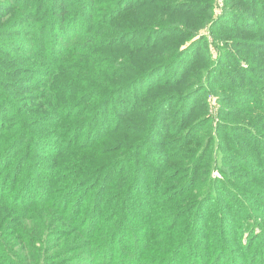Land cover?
Segmentation results:
<instances>
[{
    "label": "trees",
    "instance_id": "1",
    "mask_svg": "<svg viewBox=\"0 0 264 264\" xmlns=\"http://www.w3.org/2000/svg\"><path fill=\"white\" fill-rule=\"evenodd\" d=\"M164 1L169 2L170 0ZM153 2L154 0H6V3L0 2V17L8 15L13 8L31 12V14L28 13L29 17L24 18L27 22V28L22 29L19 21L18 24L13 22L6 29L9 31L3 30L13 33L11 40L15 44L10 45V51L7 53L10 54V57H5V59L11 68L8 72H13L16 67H13L15 65L9 60L16 55L14 53L16 48H19V54L27 53L36 58H43L50 71L55 72L60 67V64L56 62L60 58L91 55L94 48H106L104 44L101 45L95 41V34L93 35V33L98 30L103 31V28L104 30L109 27L110 29L115 28V25L122 21L121 19L128 18L133 14H140L146 6L161 9L170 14L181 13V15H185L186 19L190 18L188 20L190 23L183 22L185 26L189 25L185 30L179 28L175 20L169 25L160 27L158 33L175 29L174 33H179V35L169 39V41L164 42L162 40L159 48L151 46L153 41L151 39L152 30L149 31L150 36L145 43V50L163 51L164 53H161L160 56L166 57V50L170 49L171 51L172 49L167 47L170 46L169 42H172L173 47L180 48L190 40L184 46V50L178 53L174 59L156 61L149 67L147 72L135 79L134 82L110 89L107 93L111 94V97L106 96L107 93H104V91L96 95L88 94L85 97L86 99H82L79 104L95 105L92 111L89 112L90 109H85L82 114L76 116L78 120L77 118L74 120L77 121L71 119L69 125L64 127V132L70 136L69 140L62 142L60 138L54 137L53 141H50V145L52 150L61 146L55 162L68 155H85L83 150L90 148L92 144L87 142L85 145L86 139L95 137L93 142L96 143L108 132L117 134L120 131L119 125L115 121V125L112 127L107 122L102 129L97 128L99 123L103 121L101 115L107 110L112 102L111 99L150 82L151 97H160L158 103H156V108H158V104L163 106V111H158L156 117L159 121L156 126L161 129L159 135L166 134L169 140L174 139L171 142L178 144L176 149L180 148L181 144L185 142L198 144L200 147L197 149L198 155L196 154L192 158L194 162L192 161L190 165L185 167L186 171H179L178 168L171 169L165 179L170 182L168 185L170 192L176 193L179 190H185L186 193L192 194L191 192L195 191L193 194L196 196L190 202L191 209L188 211H195L193 217L191 216L188 222L182 223L178 232H173L172 229L168 231L156 222H152V226H150V219L149 222L140 219L142 228L135 231L138 238L128 242L122 234L128 232L126 229H128L129 221L117 216L116 210L105 208L103 202H98L100 199L94 202L95 206L93 205L87 211L93 215L91 221L83 222L84 218L80 219L76 209L68 212L69 206L74 204L76 192L80 191L90 179L84 168L80 167L87 160L74 162L70 166L73 168L69 169L68 167L65 175H59V172H61L60 167H57V163L54 162L55 169L51 173L52 175H49L52 177L51 189L49 188L47 192L46 201L37 203L36 198L30 196L24 188L16 186L10 191L0 194V209H9L12 216L11 223L14 222L15 217H18L21 224L16 233V238L19 241L14 243L13 238L8 239L10 247L3 244L2 240H4L3 236L5 235L0 233V264H55L57 255H53L52 247L48 245V242H51L52 238L58 234V230L54 229L55 225L38 230L31 229L29 223H27L31 222L32 225H35L38 221L42 222V216L35 219L32 215L35 212H41V215L44 213L50 214L49 210L53 212L52 214H56L58 218L61 215L63 219H66L72 225L83 224L82 232L86 235L84 244L86 250L90 251L85 253L89 256H83L78 264H264V256L254 255L255 257H252V260L249 261L245 255L247 247L251 248L252 244L257 241L258 238L255 235L252 238L253 243L245 244V248L238 249L236 255L232 254L227 248L229 243L226 241L224 246L216 242V247L212 251L213 242L209 239L214 223H218V225L221 223V227H223L226 221L230 220L233 224L243 219L238 214V210L234 217L228 220V210H226V213L223 212V208L216 198L218 183L222 180H218V178L213 180V173L217 171L225 177V183L229 182L230 184L233 175L229 174V171H233V169H245L244 174L264 178V0H224L222 3L224 4L223 12L217 19L213 18L216 0H173V2L161 6L155 5L156 3ZM70 6H73V10ZM186 9L189 11H185ZM144 18L148 19V16H140L141 20ZM36 20L42 21L43 27L41 29L34 26ZM13 24L17 25L13 26ZM140 27L136 25L132 29H128L129 27L125 25V31L119 30V33L116 30L115 34L118 39L111 41H122L121 48H129L126 37L131 35L135 28ZM135 30L146 31L142 28ZM154 32L156 34V31L153 30ZM21 35L25 37L19 39L18 36ZM184 38L186 41L183 40ZM111 45L115 46V44ZM209 49L217 53L218 59L215 63L211 61L212 55ZM44 50L50 54L52 62L43 57L42 52ZM193 52L195 56L192 59L188 58ZM198 70L202 73H199ZM61 71H58V75ZM28 72L30 75H43L48 80L44 81V91L54 89L51 83L56 77L45 69L32 68ZM164 74L169 76L167 77ZM9 76L12 75L9 74ZM28 78V89H36V85L42 82L38 77L30 78L28 76ZM188 78H191L190 86L185 89V92L183 94L173 93L175 91L171 88L174 83L176 85L181 84ZM70 87L73 91L74 87ZM0 88L2 87L0 86ZM162 90H166L164 95H162ZM75 92L74 89L72 95L76 94ZM209 95L218 96L221 106L216 125L206 114ZM4 97L7 98L8 102H11L6 94L3 95L0 102V162L10 157L17 149L20 152L24 150V158L27 159L26 156L32 150L31 147L36 148L37 145L40 149L43 147L41 141L33 140L41 135L39 133H33V135L29 125L33 124V127L36 128H46L47 123H56V120L49 118L52 113H48L42 115L36 122L26 123L25 118L18 111H11L9 114L12 115V118L5 124L6 115L2 111L9 112V108ZM173 103L179 105V110L184 119L176 128L178 134L175 132L173 135H169L166 130V123L164 124L166 121H164L163 115L166 109L169 108L168 105ZM66 109L68 110V108ZM74 110H78V108H72L71 113ZM192 111L196 116H192ZM203 111L205 114H202ZM197 114L200 115L197 117ZM84 116L85 118L90 116L86 123L82 119ZM232 116H237L239 123L233 120ZM190 117H195V119ZM16 122L19 123L17 129ZM60 128H62V125L58 126L57 130L59 131ZM86 130H88V133H85ZM7 134L10 136H7ZM152 134H154V131ZM166 141L168 142V140ZM141 146V149L138 146V151L134 154V162L110 166L111 173H108L109 175L121 170L114 175V177L119 176L115 186L117 185L120 189L124 188V192L133 198H135L136 191L147 184L145 179L147 175L129 172L122 174L121 172L127 171L128 169L125 168H129L130 165L135 166L138 161L142 163L141 155H144L143 158L146 157V149L152 150L155 155L160 153V151H156L155 147L154 150L150 148L154 146L153 141H150L148 145L142 143ZM184 148L195 152V147H191V145L188 146L187 144ZM54 151H57V149ZM32 154L36 161H32L30 167L32 165L35 167L38 165L37 159L40 156L36 150H33ZM168 158L157 156L156 160L160 159L164 163ZM35 170H37L36 167L29 173V177L35 178L38 176L37 173L36 175L33 173ZM177 171L178 176H176ZM188 171H190V174ZM182 174L189 181L184 187L178 185L181 178L179 176ZM134 178L137 180L131 188L129 181ZM152 179L155 184L156 177ZM197 181H199V184L201 183L198 191L195 190ZM109 182H112V179ZM58 188L61 191L59 192L61 198L67 201L65 210L61 207L62 201L59 203L53 199L60 197L57 196ZM114 188H111V192H107H110L108 200L115 202L119 194L112 192ZM220 188L223 189V186H220ZM38 189L42 192L40 188ZM155 192L153 194L156 195ZM104 193L101 191L100 195L102 196ZM238 195L244 200L240 194ZM140 202L145 203L144 200ZM137 205H140V203L135 201L130 206L134 209ZM155 206L156 217L153 221L171 218L174 221L173 224H179V215H174L173 211L167 214L168 207L164 208V201ZM188 212L184 211L180 214L190 216ZM137 216L133 214L134 218H137ZM248 228L253 227L249 225ZM224 229L223 235L224 232L232 233V229L231 231ZM120 240L126 241V247L119 245ZM37 243L40 246H37ZM260 243L264 245V240L262 239ZM19 244H22V249L28 252L26 255H19L16 252ZM228 252L234 257L230 256L229 259L227 257ZM66 254L62 253L59 257ZM243 257L246 259L245 262L242 260Z\"/></svg>",
    "mask_w": 264,
    "mask_h": 264
},
{
    "label": "rangeland",
    "instance_id": "2",
    "mask_svg": "<svg viewBox=\"0 0 264 264\" xmlns=\"http://www.w3.org/2000/svg\"><path fill=\"white\" fill-rule=\"evenodd\" d=\"M223 1L224 0H216L214 19H217L218 16L222 14L224 7V4H222ZM0 2L6 3V0H0ZM169 2H173V0H170ZM169 2L164 0H158L155 2L154 0L153 3L161 6ZM70 8L73 10V6H70ZM185 11L189 10L186 9ZM28 13L31 14L30 11L16 10L13 8L8 15L6 14L0 17V58L2 57L0 59V86L2 87L0 88V102L5 94L11 99V102H8L7 98L4 97L9 108V112L2 111V113L6 115L4 123L7 124L12 118V115L9 114L11 111H18L25 118L26 123L36 122L42 117V115L52 113V116L49 118L56 120V123L49 122L47 123L48 125L46 128H36L33 127V124L29 125L32 134L39 133L41 135L33 140L41 141L43 147L41 149L38 145L36 148L31 147L32 150L29 152L28 156H26L28 157L27 159L24 158V150L20 152V150L17 149L10 157L0 162V194L10 191V189H13V187L16 186L18 188H24L30 196L36 198L38 201L37 203L46 201L48 195L47 192L49 188L51 189L50 183L52 181V177L49 175H52L51 173L55 169V163H57V167H60L61 172H59V175H65V173L67 174L68 167L69 169L73 168L70 166L73 165L74 162L87 160L85 164H82L81 162L82 165L80 167L84 168L90 179L80 191L76 192L74 204L69 206L68 212L75 211L76 209V213L79 214L80 219L84 218L83 222L91 221L93 215L87 211L95 204L94 202L100 199L98 202H103L105 208L107 207L108 210H116L117 216H120L123 220L126 219L129 221L127 225L128 229H126L128 232H123L122 234L128 242H132L138 238L135 231H139V229L142 228V226H140V219L143 221L146 220L147 222H149L150 219L151 225L148 223L150 226H152V222H156L165 227L168 231L172 229L173 232H178L181 229L182 223L188 222L190 217H193L194 215L195 211H188L191 209L190 202L194 200V196L196 195L193 194L195 191L191 192L192 194L186 193L185 190H179L176 193L170 192L168 186L170 182L165 179L167 178V175H169L171 169L178 168L180 169L179 171H186L187 169L185 167L192 163V158L195 157L196 154L198 155L197 149L200 147L198 144L185 142L181 144L182 146L179 145L180 148L176 149V145L178 144L171 142L174 139L170 138L172 140H169V137L168 135L166 136V134L159 135L161 129L156 126L159 123L156 117L158 111H163V106L158 104V108H156V103H158L160 97H151L152 95L149 90L150 82H146L143 85L133 88L129 92L119 94L111 99L112 102L109 104L105 113L101 115L103 121L99 123L97 128L102 129L107 122L112 127L116 122V124L119 125L120 131L117 134L108 132L98 139L96 143L93 142L95 137L86 139L84 142L85 145L87 142H91L92 148L84 149L83 153H85V155H68L59 159L58 162H55L60 153L59 149L61 146L55 147L57 151H54L55 149L52 150L50 141H53L54 137L60 138L62 142H66L70 139V136L64 132V127L69 125L71 119L72 121H77L78 118L76 116L82 114L85 109H90L89 112H91L95 106L93 104H79L82 99H86L85 97L88 94L92 93L96 95L101 91L107 93L110 89L112 90L116 86L120 87L128 85L134 82V80L139 78L143 73L147 72L149 67H151L156 61L174 59L178 53L184 50V46H186L190 40L180 46V48L173 47L172 42H169L168 44L170 46L167 47L172 49L171 51L170 49L166 50L167 56L163 57L160 56L161 53H164L163 51L153 52L155 51L153 49L145 50L146 39L150 36L149 31L152 30L151 39H153V41L151 46L159 48L162 40L164 42L167 40L169 41V39L179 35V33H174L175 29L158 33L160 27L169 25L175 20L177 23L176 25L185 30L189 25L185 26L183 22L186 21V23H190V21H188L190 18L186 19L185 15H181V13L170 14L161 9L146 6L140 14H133L128 18L124 17L121 19L122 21L116 24L115 28L110 29L109 27L106 30L103 28V31L98 30L93 33V35L95 34V41L101 45L104 44L106 48H94V50L91 51V55L68 56L63 58L64 60L60 58L56 61L60 64V67L55 72L50 71L49 66L43 58H36L27 53L19 54V48H16L14 52L16 55L9 60L15 65L13 67L16 68L13 72H8L11 68L5 57H10V54H7L10 51V45L15 44L13 40H11V35H13V33L5 32L3 30L8 29L13 22H16L17 24L21 22L22 29L27 28V22L24 18L29 17ZM141 15L148 16V19L144 18L141 20ZM131 23L132 25L130 26ZM17 24H13V26ZM125 25L129 27L128 29H132L136 25L138 27H144L135 29H146V31L134 29L132 34L126 37V42H128L129 45V48L126 49L121 48L122 41H111L118 39L115 31H125ZM34 26L41 29L43 27L42 21L36 20ZM153 30L156 31V34L155 32L153 33ZM22 37L25 36H18L19 39ZM183 40L186 41L185 38ZM111 44H115V46ZM209 51H211L212 55L211 61L215 63L218 59L217 53L214 50L209 49ZM42 53L47 61H51V56L46 50ZM194 56L195 53L193 52L188 58L192 59ZM32 68L45 69L56 77L51 83L54 88L52 91H44V81L48 80H46L43 75L28 74V70ZM59 70L62 71L59 72L58 75ZM231 71H233V69H231ZM199 73L202 72L199 71ZM9 74L12 76H9ZM28 76L30 78L38 77L42 80L40 84L36 85V89L27 88L29 84ZM166 76L168 77L169 75ZM190 79L191 78H188V80L181 84L176 85V83H174V86L171 88V90L175 91L173 93L183 94L185 89L190 86ZM69 85L74 87L76 94L72 95L74 89L72 91L70 89L72 87ZM165 91L166 90H162V95L165 94ZM105 95L111 97V94L107 93ZM207 105L208 111L206 114L212 119L213 124L216 125L218 123L219 109L221 107L218 101V96L209 95ZM168 107L169 108L166 109V112L163 115V119L166 121L164 122V124L166 123V130L169 135H173L175 132L178 134L176 128L184 118L182 117L178 104H169ZM66 108H68V110ZM72 108H78V110H74L71 113ZM193 114L194 112L192 111V116H196ZM202 114H205L204 111ZM199 115L200 114H197V117ZM90 116H87L88 118H85V116L82 118L85 123ZM232 117L233 120L239 123V118L237 116ZM75 118H77V120H74ZM190 118L195 119V117ZM15 121L16 119L14 122ZM18 125L19 123L16 122V129ZM60 125H62V128L58 131L57 128ZM87 131L88 130H86L85 133ZM153 131L154 134H152ZM7 136L10 135L7 134ZM166 140H168V142ZM150 141H153L154 144V146H151L150 148L154 150L155 147L156 151H160V153L155 155L152 150L146 149V157L143 158L144 155H141V159H143L142 163L138 161V164L135 166L130 165L128 166L129 168H125L128 169L127 171L121 172L122 174L129 172L132 174L141 173L142 175H147L145 178L147 184H144L142 189L137 190L134 196L135 198H133L124 192V188L120 189L117 185L115 186L119 176L114 177V175L121 170L108 175V173H111L110 166L119 163L129 164L134 162V154L137 153L138 146L141 149L142 143L148 145ZM187 144L188 146L191 145V147H195V152H192V150H186L184 147ZM33 150L38 151L40 156V158L37 159L38 165L35 166L38 171L35 170L33 172L35 175L36 173L38 175L35 178L29 177V173L35 168L34 165L30 167V163L36 161L32 154ZM157 156L165 158L171 157L163 163L160 160L163 158L156 160ZM148 164L149 166L147 167ZM245 171V169L230 170L229 174L233 175L231 177V184L229 182L225 183V177L217 171L213 173V180H216V178L222 180L218 183L216 198L220 206L223 208V212L226 213V210H228V220L231 219V217H234L238 210V214L241 216V219H243L241 221L238 220L239 222L233 224H231L230 220L226 221L223 227H221V223L220 225L214 223L209 234V239L213 242L212 251L216 247V242L219 245L224 246L226 241L229 243L227 248L232 254L236 255L238 249L242 250L245 248V244L249 245L250 243H253V236H257V241L252 244L251 248L247 247L245 253L247 259L250 261L252 260V257L264 256V245L260 243L262 239L264 240V178L244 174ZM188 173L190 174V171H188ZM176 176H178V171ZM153 177H156L155 184L152 179ZM179 177L181 178L178 185L183 187L186 186L189 182L187 181L186 176L182 174ZM111 179L112 182H109ZM136 180L137 179L134 178L129 181L131 188ZM198 182L199 181H197L195 185V190L197 191L200 189L201 185V183L199 184ZM107 184L109 187L108 189ZM103 186H105V188L102 189ZM220 186H223V189H221ZM38 188H40L42 192H40ZM111 188H114L112 191L114 194H119L115 202L113 200H108V194L111 192ZM101 191H103V193L105 192L102 196L100 195ZM107 191L110 192L108 193ZM154 191H156V195L153 194ZM59 192H61L60 188H58L57 196L59 195ZM238 194H240L244 200L241 199ZM61 197L62 196L53 199L59 203L62 201L61 207L65 210L67 201L63 200ZM142 200L145 201L144 204L140 202ZM135 201H138L140 205H137L132 209L130 205L134 204ZM163 201L165 203L164 208L168 207L167 214L171 213L170 211H173L174 215H179V224H173L174 221H172L171 218L153 221L156 217L154 212V208H156L155 205H158V203L161 204ZM184 211H187L190 216L180 214ZM49 212L50 214L44 213L42 215L41 212H35L32 216L35 219L42 216L43 221H38L35 225H32L33 223L31 222L27 223H29L31 229L35 228L38 230L50 228V226L52 227L55 225L54 229L58 230V234L53 237L54 239L52 238L51 242H48V245L52 247L53 255H57L55 264H78L83 256H89L85 253L90 251L86 250L87 248L84 244L86 235L82 232L83 224L78 223L76 226L72 225L68 223L66 219H63L61 215L60 218H58L57 215L52 214L53 212L50 210ZM10 214L9 209H0V233L5 235L3 236L4 240L2 241L6 247H10V243L8 242V239L10 238H13L14 243L19 241L16 238V233L18 227L21 225L18 217H15L13 220L14 222L11 223L12 216ZM133 214L138 215L137 218H134ZM249 225L253 228H248ZM223 229H228L229 231L232 229V233L224 232L223 235ZM119 245H124L126 247V241L120 240ZM37 246H40V244L37 243ZM22 247L23 245L19 244L16 252L19 255H26L28 252L22 249ZM62 253L67 254L59 257ZM230 256L231 254L228 252L227 257H229V259ZM242 260L243 262L246 261L244 257ZM229 262L231 263L230 260Z\"/></svg>",
    "mask_w": 264,
    "mask_h": 264
}]
</instances>
